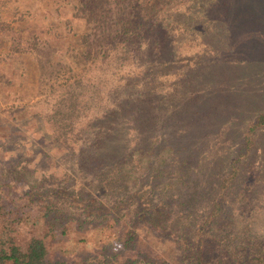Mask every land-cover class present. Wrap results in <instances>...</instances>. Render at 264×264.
Wrapping results in <instances>:
<instances>
[{
	"label": "rangeland",
	"instance_id": "rangeland-1",
	"mask_svg": "<svg viewBox=\"0 0 264 264\" xmlns=\"http://www.w3.org/2000/svg\"><path fill=\"white\" fill-rule=\"evenodd\" d=\"M98 1L89 21L80 10L89 14V2L0 0V250L24 251L36 236L49 260L188 264L200 227L212 255L243 253L264 239V127L228 187L218 184L244 151L246 123L264 110V0L247 3L249 18L198 20L167 48L160 24L123 40L124 21L146 23L145 4ZM147 37L154 42L143 46ZM118 114L112 132L125 128V151L144 157L112 177L104 155H118L98 138ZM96 117L103 134L84 140ZM149 209L160 210L161 227L140 216Z\"/></svg>",
	"mask_w": 264,
	"mask_h": 264
},
{
	"label": "trees",
	"instance_id": "trees-1",
	"mask_svg": "<svg viewBox=\"0 0 264 264\" xmlns=\"http://www.w3.org/2000/svg\"><path fill=\"white\" fill-rule=\"evenodd\" d=\"M98 0H85L81 1L79 0L80 4L83 6H87V2H89V6L93 7L92 10H89V14L85 13V10L80 8L82 10V15L85 16V18L89 21L96 20L97 10H94V7L99 4ZM115 5L118 7L117 10H121L124 8V0H113ZM131 3L133 0H126ZM135 3L139 2L140 4H145L146 6V23L141 22H133L131 20H126L122 23V29L124 31V34L126 37L123 40H128L130 36L135 35L139 31L145 30V33H151L154 31L156 25H165L166 30L169 31L168 35L169 38L167 39V43L163 46L165 48L171 47V43L169 40L172 38L171 36L174 34V32H184L186 33L188 30L193 32L194 29H200L197 27L198 24L202 21V19L212 18L213 21L216 20H224L227 19L230 21L237 20L240 17H243L242 15H246L249 17H252L255 15V11L250 9L247 6V3H252L253 0H134ZM83 2V3H82ZM96 2V3H95ZM128 13H131V10L128 11ZM101 15V13L99 12ZM98 16V15H97ZM195 19H197L195 21ZM144 20V18H143ZM200 22H199V21ZM142 28L140 29V27ZM138 35V34H136ZM143 38L144 40L142 43L143 46L145 44H151L154 42L153 38L151 39ZM139 43V42H138ZM163 43L159 44L162 46ZM163 47V49H164ZM169 50V49H168ZM166 50V51H168ZM121 106V105H120ZM123 107V106H122ZM119 108V107H118ZM125 108V106H124ZM119 110H122L119 108ZM121 112V111H120ZM119 115V114H118ZM123 115L116 116L113 120L112 115V126L110 127L109 133L106 132L108 135H104V124L103 117H96L93 120H91V130L89 132L84 133L85 137H83L84 140H86L88 137L91 138L93 135H100L98 144L101 142L102 150L106 151V153L112 152L116 150V154L118 155L115 157V155H109L105 154L106 157L113 156L112 159L114 165L109 168V171L112 172V177L117 176L118 172H120L122 169L119 166H123L127 160L130 158L132 159L133 154H138L141 158L144 157V152L139 153L138 148H130L126 152V147H128V140L125 138L127 136L126 129L123 128L122 135L120 136L117 132L112 129L113 124L115 126L119 125L118 128H122L120 121L122 120ZM137 122H140L141 116L135 117ZM98 127V131H95V128ZM264 127V110H259L254 114V116L246 123L245 128L243 130V141H244V151L239 154L238 156H234L230 158V161L228 162L229 170L225 173V175H222L220 181H219V190L226 189L232 179L237 175L238 173V167L236 162L239 160L240 156H244L247 152V149L249 148V145L252 143L254 137V132ZM96 132H100L99 134ZM138 133V132H137ZM139 135H144V131L139 132ZM127 140V143L123 144V150L121 152L122 148V141L123 139ZM117 148H120L117 150ZM170 150V146L165 144L161 150L158 151L156 162L153 166L155 168L154 175H157L162 172L163 169L160 167L156 168L158 163L164 164L165 163V153ZM163 153H162V152ZM139 157V158H140ZM146 159V158H145ZM106 160V159H105ZM168 183V180H165L163 182V186ZM219 191V193H220ZM72 196V195H71ZM75 197V196H72ZM78 200H82L81 197H76ZM93 200L92 197H87L84 201V206L91 203ZM214 203L218 205V201L216 200ZM91 205V204H89ZM0 211H1V204H0ZM159 209H149V212L142 211V214L140 216H147V220L152 224L155 225L154 227H161L163 222L159 218L158 212ZM212 213L215 214V211L212 209ZM151 214V215H149ZM156 214V215H155ZM149 215V217H148ZM154 216H157L159 219H154L155 221H151V219L154 218ZM183 214L180 216H173L171 218L172 221L179 220ZM186 216H190L189 213H186ZM159 220V222H157ZM165 219H163L164 221ZM205 220V219H204ZM160 224V225H159ZM199 234H196V243L194 245V253L192 255V260L188 264H264V239L263 240H257L254 244L248 245L247 249L243 253H238L237 249L232 251L230 255H227L225 253L227 252H219L216 255H212L211 249L208 246L207 241H205V235L202 231V228L199 227L198 229ZM136 229L132 226V229L126 231V238L124 241L129 240L131 238L135 237ZM210 243V242H209ZM211 244V243H210ZM233 247V246H232ZM213 251V250H212ZM147 264H154L153 262H146ZM0 264H83L78 262H66L63 260L55 259V260H49L46 257V249L43 243V240L40 237L32 236L29 238L26 249L24 251L17 250L14 246H9L5 250H0Z\"/></svg>",
	"mask_w": 264,
	"mask_h": 264
}]
</instances>
